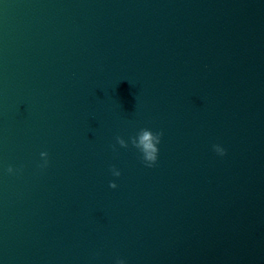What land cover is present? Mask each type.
Masks as SVG:
<instances>
[{
    "label": "water",
    "instance_id": "obj_1",
    "mask_svg": "<svg viewBox=\"0 0 264 264\" xmlns=\"http://www.w3.org/2000/svg\"><path fill=\"white\" fill-rule=\"evenodd\" d=\"M120 260L264 264V0H0V264Z\"/></svg>",
    "mask_w": 264,
    "mask_h": 264
},
{
    "label": "clouds",
    "instance_id": "obj_2",
    "mask_svg": "<svg viewBox=\"0 0 264 264\" xmlns=\"http://www.w3.org/2000/svg\"><path fill=\"white\" fill-rule=\"evenodd\" d=\"M162 135H163L162 132L153 133L149 129H141L138 134V138L137 137L131 138L132 145L140 150L143 156V160L146 162V165L148 167H152L157 161L158 152H159L157 145L160 143ZM117 141L121 147H127V143L122 138L117 137ZM213 147L214 150L219 155L225 154V150L222 147L218 145H214ZM40 155L41 157L45 158V162L43 166H46L48 153L41 152ZM114 170L115 169H113V172ZM8 172L9 173L13 172V169L9 167ZM115 175L119 176L120 172L115 171ZM109 186L112 188L117 187V185L114 182L110 183ZM118 264H124V261L120 260L118 261Z\"/></svg>",
    "mask_w": 264,
    "mask_h": 264
}]
</instances>
